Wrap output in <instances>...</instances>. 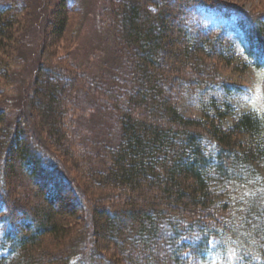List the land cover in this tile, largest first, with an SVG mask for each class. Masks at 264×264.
I'll list each match as a JSON object with an SVG mask.
<instances>
[{
	"label": "trees",
	"instance_id": "trees-1",
	"mask_svg": "<svg viewBox=\"0 0 264 264\" xmlns=\"http://www.w3.org/2000/svg\"><path fill=\"white\" fill-rule=\"evenodd\" d=\"M85 1L46 0L38 129L0 110V264H264V117L220 73L264 69V9L108 0L115 65L89 75L57 53ZM32 6L0 0V105L27 91Z\"/></svg>",
	"mask_w": 264,
	"mask_h": 264
},
{
	"label": "rangeland",
	"instance_id": "rangeland-1",
	"mask_svg": "<svg viewBox=\"0 0 264 264\" xmlns=\"http://www.w3.org/2000/svg\"><path fill=\"white\" fill-rule=\"evenodd\" d=\"M225 3H230L239 6L245 11H250L252 13L258 12L264 9L262 5L263 2L258 0H221ZM85 6H82L81 10H84V20L83 24L76 36L75 40L70 42V48H68V52L70 51V55L65 53V49L63 43L59 42L57 47V53L59 55L70 56L72 62L75 63L80 70L88 73L89 75H96L98 71H101L105 65L112 66L115 65V46L113 43V37L111 33L110 23L105 19L104 20V11L107 8L108 0H86ZM32 12L30 16L33 14L32 23L30 29L27 31L25 38L23 39V53L26 58V66L24 68L25 74V82L24 88L27 91H19L17 93H12V99L5 100V103L0 105V110H4L6 113H9L8 116L11 119L10 124H14L16 120L24 121L25 126L27 128H31L33 130L38 129L39 120L36 117L34 111H32L29 105V91L31 89V83L34 78L35 71V63L37 55H39V50L41 46V37L44 32V24L46 18L49 14V8L46 5V0H32ZM70 14V23H73V17L75 16V12H73V8ZM75 11V10H74ZM75 24V23H74ZM72 26V25H70ZM44 28V29H43ZM47 31V30H46ZM49 31V30H48ZM46 33V32H45ZM67 47V46H66ZM34 63V64H33ZM222 77H226L227 79H232L234 82L244 83L245 89L242 94L237 96L236 104L238 108V113L240 111H253L258 115L264 117V69L262 70H252L249 69L248 73H245L244 78L242 80H237L232 74L228 71L221 70L220 71ZM45 74V73H44ZM33 76V77H32ZM28 77V78H26ZM43 78V75H41ZM2 102V101H0ZM23 119V120H22ZM40 136L43 138L45 134L43 131H39ZM75 175H78V172L75 171ZM71 174L72 181H75V175ZM78 180V179H77ZM12 195L14 197H19L23 204H28L27 200V190L19 187L15 184L13 191L11 190ZM86 204H89L87 199ZM82 221H77V226H80L85 220V213L82 211L81 213ZM86 221V220H85ZM91 238V236H90ZM89 238V239H90ZM160 257L163 259L166 258L164 252L160 251ZM122 264H134V262L130 263L128 260L122 258ZM219 264L218 262H215Z\"/></svg>",
	"mask_w": 264,
	"mask_h": 264
}]
</instances>
